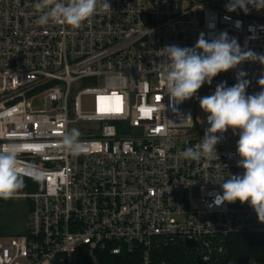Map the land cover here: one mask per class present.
<instances>
[{
	"label": "built area",
	"instance_id": "obj_1",
	"mask_svg": "<svg viewBox=\"0 0 264 264\" xmlns=\"http://www.w3.org/2000/svg\"><path fill=\"white\" fill-rule=\"evenodd\" d=\"M36 2L0 0V150L16 152L24 180L38 187L0 198L31 206L28 232L0 241V264H101L103 252L136 251L153 264L155 248L178 242L201 246L211 264L214 251L223 253L215 242L264 234L248 203H215L223 179L243 174L230 148L238 134H223L218 160L180 156L210 126L199 98L221 82L233 86L241 70L249 95L264 65L245 61L180 105L153 68L165 46L193 47L202 32L209 40L227 32L264 54V9L249 6L246 15L228 12L229 0H108L112 11L72 29L37 24ZM73 128L79 155L62 143Z\"/></svg>",
	"mask_w": 264,
	"mask_h": 264
},
{
	"label": "clouds",
	"instance_id": "obj_2",
	"mask_svg": "<svg viewBox=\"0 0 264 264\" xmlns=\"http://www.w3.org/2000/svg\"><path fill=\"white\" fill-rule=\"evenodd\" d=\"M249 6L257 11L264 9V0H229L225 8L228 12L240 9L247 15ZM34 8L39 13L37 24L54 23L72 29H79L98 10L112 11L108 0H37ZM241 23L236 21V27L239 28ZM161 51L166 55L161 63H154L153 68L173 105L192 99L204 84L211 85L220 73L235 69L245 61L264 65V54L242 48L227 32L210 40L202 32L193 47L168 45ZM246 76L247 73L241 70L233 86L221 82L213 94L199 98L200 108L208 114L210 126L206 128L203 140L183 150L180 156L191 161L218 160L216 145L223 134L229 129L234 135L238 134L236 152L240 160L237 167L244 171L242 175L230 174L227 180L223 179L220 183L222 194H217L215 203H248L258 221L264 224V90L248 95ZM257 83L264 89V75ZM183 119L192 121L190 114ZM79 136L80 132L75 128L63 136L62 143L72 155L82 151ZM19 167L16 152L0 150V198H14L24 187L28 170L21 172ZM32 178L35 179V174Z\"/></svg>",
	"mask_w": 264,
	"mask_h": 264
},
{
	"label": "trees",
	"instance_id": "obj_3",
	"mask_svg": "<svg viewBox=\"0 0 264 264\" xmlns=\"http://www.w3.org/2000/svg\"><path fill=\"white\" fill-rule=\"evenodd\" d=\"M223 253L214 251L211 264H264V234L231 235L215 242ZM101 264H143L140 251L113 256L100 254ZM153 264H203L202 248L188 242L161 245L154 249Z\"/></svg>",
	"mask_w": 264,
	"mask_h": 264
},
{
	"label": "crops",
	"instance_id": "obj_4",
	"mask_svg": "<svg viewBox=\"0 0 264 264\" xmlns=\"http://www.w3.org/2000/svg\"><path fill=\"white\" fill-rule=\"evenodd\" d=\"M29 219L26 203L0 200V241L24 236L29 230Z\"/></svg>",
	"mask_w": 264,
	"mask_h": 264
},
{
	"label": "rangeland",
	"instance_id": "obj_5",
	"mask_svg": "<svg viewBox=\"0 0 264 264\" xmlns=\"http://www.w3.org/2000/svg\"><path fill=\"white\" fill-rule=\"evenodd\" d=\"M238 40L239 44H242L243 40L240 37H234ZM264 75V73H257L254 74L251 77V89H250V93L249 95H253L256 94L264 89H261V87L259 86V84L257 83V81L259 80V78ZM86 102L90 103L89 100L86 99ZM239 139V137H233L230 140V148L233 150H236V144H237V140ZM38 190V187L35 186V184H33L32 182H28L26 180H24V187L19 190L18 194H32L35 193ZM5 201V200H2ZM6 201H14V202H21V203H26L27 207H28V212H29V216H30V212H31V206L28 202H26V200H21V199H12V200H6ZM198 203L196 201L192 202L191 205V209H197Z\"/></svg>",
	"mask_w": 264,
	"mask_h": 264
},
{
	"label": "snow or ice",
	"instance_id": "obj_6",
	"mask_svg": "<svg viewBox=\"0 0 264 264\" xmlns=\"http://www.w3.org/2000/svg\"><path fill=\"white\" fill-rule=\"evenodd\" d=\"M117 110H119V109H117Z\"/></svg>",
	"mask_w": 264,
	"mask_h": 264
},
{
	"label": "water",
	"instance_id": "obj_7",
	"mask_svg": "<svg viewBox=\"0 0 264 264\" xmlns=\"http://www.w3.org/2000/svg\"><path fill=\"white\" fill-rule=\"evenodd\" d=\"M126 126V125H125Z\"/></svg>",
	"mask_w": 264,
	"mask_h": 264
}]
</instances>
